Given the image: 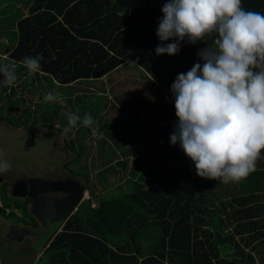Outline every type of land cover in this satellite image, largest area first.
<instances>
[{
    "label": "trees",
    "instance_id": "16d2710c",
    "mask_svg": "<svg viewBox=\"0 0 264 264\" xmlns=\"http://www.w3.org/2000/svg\"><path fill=\"white\" fill-rule=\"evenodd\" d=\"M165 2L0 0V64L15 62L17 83L27 71L20 61L41 55V71L32 77L47 88H59L63 95L56 91L58 99L51 103H72L80 89L76 86L107 79L119 68L129 67L125 70L129 78L138 70L141 79L140 87L138 79L124 88L119 84L122 90L114 96L111 111L123 125L114 118L106 122L109 138L104 134L97 139L83 126L65 134L61 128L67 121L58 124V149L64 146L58 157L65 169L60 176L74 186L67 188L72 192L58 193L52 209L43 206L41 192L28 194L20 206L26 217L30 203L36 214L30 215L53 229L40 264H264V159H258L247 177L225 184L198 177L185 154L167 153L170 145L164 141L177 123L166 109L174 99L171 84L178 74L203 63L197 52L211 41H180L178 54L156 55L158 44L175 42H161L156 36ZM242 5L264 13V0H242ZM136 87L141 93L134 96ZM7 88L0 80V99L7 101L0 113L8 114L0 122L17 128L16 123L28 121L33 110H19L22 99L10 100L15 90L10 87L9 94ZM42 93L41 107L46 104ZM46 119L44 127L54 131L52 120ZM151 121L158 125L151 129ZM149 130L155 134H147ZM118 131L120 138L111 136ZM90 139L96 152L87 164ZM101 151L110 153L103 154L102 161L97 159ZM81 160L83 166L78 165ZM72 162L89 174L72 175ZM17 173L30 186L27 172ZM44 181L54 186L51 176L38 183ZM85 192L88 199L83 198ZM43 241L44 237L38 240V248Z\"/></svg>",
    "mask_w": 264,
    "mask_h": 264
},
{
    "label": "clouds",
    "instance_id": "9594fccd",
    "mask_svg": "<svg viewBox=\"0 0 264 264\" xmlns=\"http://www.w3.org/2000/svg\"><path fill=\"white\" fill-rule=\"evenodd\" d=\"M161 12L156 36L175 42L158 44L156 55L178 54L180 41H211L197 52L203 63L178 74L171 84L177 123L170 144H179L198 177L238 182L264 159V13L246 10L242 0H166ZM42 59L25 56L20 63L32 76L41 71ZM0 77L15 86V62L0 64ZM43 99L56 102L58 97L48 92ZM78 126L103 138L90 113L70 112L63 131ZM10 168L0 150V174Z\"/></svg>",
    "mask_w": 264,
    "mask_h": 264
},
{
    "label": "rangeland",
    "instance_id": "374dc122",
    "mask_svg": "<svg viewBox=\"0 0 264 264\" xmlns=\"http://www.w3.org/2000/svg\"><path fill=\"white\" fill-rule=\"evenodd\" d=\"M5 57L6 56L2 58L4 59ZM128 68L129 67L123 68L122 70L119 68L117 71L113 72L107 79L105 78L100 80H91L88 81L87 83L83 82L84 85L76 86L80 89L76 90L78 93L75 92L76 94L72 96L73 98L72 103H68V104L66 102L65 103L60 102L59 104L46 102V104L43 107H41L42 104L38 100L39 97L41 96L39 92H43L46 94L48 93V91L54 93H56L57 91L60 92V95H62V93L60 90H58L59 88L57 89L56 87H53L52 89L48 87L49 88L48 89L46 85H44L41 82H38L36 80L37 78L29 76L27 74V71L25 70L22 71L23 74L20 77L18 76L19 82H17L15 86H12L14 87L15 94L14 96H11L9 99L14 100L16 98H20L22 99V101L20 103L19 110L29 108L33 111H32V116L29 118L28 121L25 122L23 120V124L21 123V121L19 123L18 122L16 123L18 126L17 128H12L11 126L7 127L5 123L0 122V150H3L5 154V158L11 164V168L8 172H11V170L17 172L19 171L27 172L28 174L27 180L29 181V185H30L29 187L31 188L29 193L28 192L27 193L30 196H34V194L36 195L37 193L41 192L43 195L42 197L44 198L42 204L45 208L47 206L52 209L53 208L52 206L55 204L54 197L57 196L58 193L62 194V190L64 189L68 190L67 188L72 186V185L70 186L69 184H65L60 176L61 172L62 171L65 172V170L64 167L61 168L62 162L57 154L58 145L56 141L60 140L61 138L59 139L56 136L55 139L53 137L55 134L58 133L56 132L57 131L56 129L59 130L58 124L67 121V115L70 112L77 113L81 117L84 115V113L87 112L92 115L95 121H97L99 131L103 134V136L105 134L106 137L109 138L110 136L109 132L104 129L105 126L104 124L106 122L112 123L114 118V121H117L120 125H123V122L120 120L121 118H119L117 114L114 115L111 111L113 110L112 105L114 104L113 101L115 100V97L119 94V92H121L124 86L131 85V81H135L136 79H138L136 84L139 86L138 82L141 80L138 74V70L134 71L136 74L135 77L129 78L128 75H126L127 71H125ZM0 80H3V77H0ZM120 83L123 85L122 88H119ZM21 85L23 87L19 88V86ZM9 88L10 86H8V88L6 89V93L10 92ZM144 92H146V89L144 90ZM133 93L134 96H137L138 93H141V89L138 90L136 87ZM0 100H1L0 109L5 108L7 106V101L3 99ZM166 109H169L171 114L176 116V112L174 108V99H171L167 102ZM54 111L56 114H53ZM7 116L8 114L6 113L4 114L3 112L0 113V117L7 118ZM47 117H48V120L46 119L47 121L52 120L55 127L54 131L44 127L43 124L45 122L43 119ZM140 117L142 118V115ZM24 118L26 117L24 116ZM157 123H158L157 121H151V123L148 125L149 127L151 126L152 129L153 127L158 125ZM63 127L64 126H62L61 129H64ZM166 133L165 135H167ZM147 134L153 136L155 133L149 130ZM111 136L115 138H120L122 136V133L120 131H118V134L117 132H112ZM169 138L170 135L167 136L164 141L165 143L170 145L167 148V153L184 154L183 150L180 149L178 143L176 145L170 144ZM141 143L143 142L141 141ZM87 144L89 145L91 150L87 152V154L89 155L87 156L85 161H87V164H89L94 160L93 154H95L96 152V143L94 142L93 139H90L87 141ZM53 145L56 146L54 147ZM59 148H60L59 150H62V153L60 154H63L64 146L61 145L59 146ZM100 154L102 155L99 156L98 154L97 159H100L102 161L105 159L103 158V154H110V153H108L107 151L106 152L101 151ZM67 158L68 157H66V159ZM85 161L81 160V163L79 162L78 165L83 166L85 164ZM73 163L74 162H72V164ZM74 164L70 167V170L73 173L72 175H78V174L86 175V173L89 174L87 171L86 173H84L83 171L84 168L77 169L78 166L74 167ZM92 174H94V171ZM47 176H51L52 178H54V186L50 182L45 183L46 181L38 183V180L40 178ZM91 176L93 177L94 175ZM75 184H77V182ZM19 185L22 187V184ZM76 186L77 185H75V187ZM68 191L69 193L72 192L71 190ZM4 193H5V189L3 188V186H0V196H2ZM83 198L84 199L89 198L87 192H85ZM3 199L7 201L6 203L4 202L3 205L10 204V207L4 211L5 218L8 219L9 221L15 220L16 222H22L23 220L22 217H19L16 214L12 213V209L13 206L20 207L23 206L24 203L19 198L16 199L8 198L6 195H3ZM21 213L22 210L19 212V214ZM4 215L2 214V216ZM26 218L27 220L29 219L32 220L33 217L28 213ZM36 253L39 254L40 251L34 250L32 251V253H30L31 259H33L32 255H35ZM41 254H39V256L34 257L35 259L34 264L41 263V260L39 258Z\"/></svg>",
    "mask_w": 264,
    "mask_h": 264
},
{
    "label": "flooded vegetation",
    "instance_id": "af4514ba",
    "mask_svg": "<svg viewBox=\"0 0 264 264\" xmlns=\"http://www.w3.org/2000/svg\"><path fill=\"white\" fill-rule=\"evenodd\" d=\"M23 179L24 177L21 174L18 175L16 171L12 170L11 172L0 174V186H4L5 189V193L3 195L13 199L19 198L24 203V201L27 199L26 197L28 196L27 192L29 191V186H27L25 182H22ZM19 184H22V187ZM3 195L0 196V207H3L4 202H7L3 199ZM8 206L10 207V204H8ZM26 206L28 208V213L32 215V206H30V203H28ZM3 209L6 210L4 207ZM21 210L22 209H20V207L13 206L12 213L22 217V222H16L15 220V222L12 220L9 221L5 218L4 213L0 212V235L5 238L9 230H11L14 225H18L19 227L30 226L40 230H46V235L44 237L45 241L53 230L51 226L49 224L40 222L38 219L36 220L35 217H33V220H27V218L22 214L23 210L21 213L22 215L19 214ZM2 214L4 216H2ZM34 222L36 224H34ZM37 242V239L29 238L28 236L24 237L21 234H14L12 232V236H10L8 243L0 245V259H6L12 256H22L24 257V260L26 258L29 259L31 255L30 253H32V251L39 250Z\"/></svg>",
    "mask_w": 264,
    "mask_h": 264
},
{
    "label": "water",
    "instance_id": "95a60500",
    "mask_svg": "<svg viewBox=\"0 0 264 264\" xmlns=\"http://www.w3.org/2000/svg\"><path fill=\"white\" fill-rule=\"evenodd\" d=\"M53 137L56 139L55 135ZM53 146L55 147L56 145H53ZM57 150L59 151L58 148H57ZM57 154H58V152H57ZM61 173H63V171ZM37 201H35V203ZM32 213L35 214V210L34 209H32ZM12 232L14 234H21L24 237L28 236L29 238H34V239H37V240L42 239L46 235V230H40L38 228H34V227H30V226L19 227L18 225H14L12 227V229L9 230V232L7 233L5 238H3L0 235V245H2L4 243H8V240L10 239V236H12ZM52 237H53L52 235L47 237L45 243L39 248V251H40L39 254H41L44 251V249L48 246L49 242L52 240ZM39 254L36 253L35 255H33V257H32L33 259H31V257L29 259L26 258L27 261H26V259L24 260V257H22V256H12V257H9V258H6V259H2L1 258L0 259V264H28L30 262L33 263L35 261L34 257L35 256H39Z\"/></svg>",
    "mask_w": 264,
    "mask_h": 264
},
{
    "label": "crops",
    "instance_id": "0c3cea01",
    "mask_svg": "<svg viewBox=\"0 0 264 264\" xmlns=\"http://www.w3.org/2000/svg\"><path fill=\"white\" fill-rule=\"evenodd\" d=\"M264 187V186H263ZM34 263V262H33Z\"/></svg>",
    "mask_w": 264,
    "mask_h": 264
}]
</instances>
